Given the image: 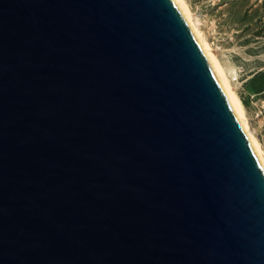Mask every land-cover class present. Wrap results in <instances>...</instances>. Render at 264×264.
Instances as JSON below:
<instances>
[{
    "label": "water",
    "instance_id": "95a60500",
    "mask_svg": "<svg viewBox=\"0 0 264 264\" xmlns=\"http://www.w3.org/2000/svg\"><path fill=\"white\" fill-rule=\"evenodd\" d=\"M0 264H264V171L175 0H0Z\"/></svg>",
    "mask_w": 264,
    "mask_h": 264
},
{
    "label": "rangeland",
    "instance_id": "374dc122",
    "mask_svg": "<svg viewBox=\"0 0 264 264\" xmlns=\"http://www.w3.org/2000/svg\"><path fill=\"white\" fill-rule=\"evenodd\" d=\"M242 98L264 148V0H187ZM231 69V70H230Z\"/></svg>",
    "mask_w": 264,
    "mask_h": 264
},
{
    "label": "bare ground",
    "instance_id": "6f19581e",
    "mask_svg": "<svg viewBox=\"0 0 264 264\" xmlns=\"http://www.w3.org/2000/svg\"><path fill=\"white\" fill-rule=\"evenodd\" d=\"M175 1L177 2L183 14L187 18L210 64L212 65L222 87L224 88L230 100V103L236 113V116L241 124V127L251 146V149L264 171V148L261 142L259 141V139L256 137L251 127L245 104L233 85L234 77L238 76L237 71L235 69L229 71L223 65L219 56L216 54L212 44L210 43L208 37L200 28V22H199L200 20L193 12L188 1L187 0H175Z\"/></svg>",
    "mask_w": 264,
    "mask_h": 264
}]
</instances>
